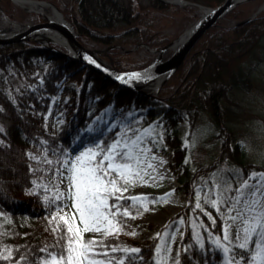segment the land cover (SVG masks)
Here are the masks:
<instances>
[{"label": "trees", "instance_id": "16d2710c", "mask_svg": "<svg viewBox=\"0 0 264 264\" xmlns=\"http://www.w3.org/2000/svg\"><path fill=\"white\" fill-rule=\"evenodd\" d=\"M50 1L59 6L82 43L112 47L147 44L161 48L172 40L165 31L178 20L189 21L197 11L196 7L161 0ZM186 1L212 8L224 2ZM0 5L11 17V0H0ZM248 6L244 4L228 14L238 24L208 30L155 96L113 82L68 56L58 45L47 48L36 42H20L0 46V213L6 218L0 221V264H47L51 254L57 257L59 264H66L60 261L59 254L67 225L60 219L55 222L48 219L49 211L61 206L48 196L44 186L70 151L85 145L101 150L111 144L114 129L104 132L100 128L87 135L80 133L94 118L102 120L108 109L116 112L131 106L144 109L160 104L163 105L160 118L163 138L173 152L169 168L176 176L178 192L187 201V206L164 228L172 233L184 225L177 264L222 262V250L215 240L223 236L228 205L219 204L220 211H217L204 202V197L210 200L232 197L235 193L228 189L239 187L251 173L264 171V165L248 158L246 147L237 138L231 127L232 119L223 105L224 101L234 104L231 95L249 90L252 84L248 71L243 70L228 81L226 75L230 67L252 56L264 40V12L242 22L250 17ZM124 59L114 52L116 70L127 72L147 66ZM64 81L78 87L69 91L67 100L60 101V85ZM49 111L63 112L70 118L57 123L52 130L45 124ZM154 114L149 112L148 116L152 118ZM203 114H207L215 126L219 153L211 164L193 168L186 162L190 148L183 146L178 126L188 121L194 132ZM74 140H78L77 143ZM154 145L155 151L167 152L165 147ZM29 149L43 150L47 161H33L28 155ZM103 154H98L97 158ZM113 176L117 177L118 185L126 186L116 173L109 172L107 178ZM197 193L203 210L196 208ZM113 203L127 208V216L121 208L114 218L125 232H130L137 216L149 213L129 198H110V205ZM111 211L117 212L115 208ZM251 239L246 249H236L237 255L243 257V264L246 261L249 264L250 257L257 251ZM81 241L84 244L97 242L91 245L99 253L95 256L115 264L121 261L123 264H157L159 238L135 241L128 237L106 240L86 237ZM119 244H128L140 251L123 252L117 249Z\"/></svg>", "mask_w": 264, "mask_h": 264}, {"label": "rangeland", "instance_id": "374dc122", "mask_svg": "<svg viewBox=\"0 0 264 264\" xmlns=\"http://www.w3.org/2000/svg\"><path fill=\"white\" fill-rule=\"evenodd\" d=\"M28 1L53 3L59 8V6L55 2L50 0ZM11 2L13 5L11 17L4 11V9L0 5V29H9L10 27H14L15 25L27 27L30 25L45 23L50 20L45 15L35 12H27L16 2H13L12 0ZM245 4H249L248 7L251 11V17L259 8L264 5V0H254ZM201 10L202 9L197 8L195 16H192V19H190L189 21L178 20L173 23L165 31V34L170 36L172 40L161 48L150 47L147 44L131 45L129 47L98 46L93 43L83 44L91 48V50H93L96 55L101 58V60L112 67H114V52H118L120 56L126 58L124 60H130L140 64H147L146 67L142 68L145 69L150 65L156 63V57L151 54V51H160L181 38L201 18ZM263 12L264 9L261 13ZM4 17H7L12 25L8 26L4 22ZM250 17L246 18L242 22H245ZM236 24H238V22L229 18L227 15L221 20L218 26H231ZM53 45L58 44L51 43L50 46H43L52 48ZM58 46L62 48L68 55L67 49H65L61 45ZM173 53V50L167 53L162 62L167 60ZM241 70L248 71L250 75L252 81L250 89L247 91H242L240 93L238 92L236 93V95H231V100L234 104L224 101L223 105L227 110V114L232 119L231 127L235 131L237 138L246 147L248 158L253 162L264 165V40L262 41L261 46L252 56L237 61L230 67L226 75V79L229 81L231 77L235 76V74H238ZM168 80L161 86V88L168 82ZM77 87L78 86L73 82H62L60 85L59 100H67V98L69 97V91L75 90ZM159 92L157 94H159ZM145 93L142 92V94ZM162 110L163 105L161 104L158 105V107L147 106V108L144 109L131 106L129 108L121 109L116 112H112L108 109L105 117H103L102 120H97L96 118H94L84 126V129H81L80 131L82 135H87L89 132L99 130L100 128H102L104 132H108L114 129L113 141L111 142L112 144L115 142V140L120 139L126 130L128 131L129 136L132 135L131 130H138V133L140 134L143 133L144 129L151 130L150 135H148L144 139V142L142 144V147L150 149V151L143 153V155L141 156L140 176L143 179L137 180L136 177H132L134 183L131 185H127V191L123 190L125 186H120L117 184V187H119L121 190L114 193V197H120V199H130L133 197L146 198L140 200H132L135 203L143 206L144 209L149 213L147 215L137 216L135 218V224L132 226L130 232H125L112 215H107L106 219H102L95 225L100 229L99 231L84 232V223L81 220L80 213L73 206L76 202V190L74 186L70 188V181L67 179V177L71 173L68 172V169L71 168V165L73 163H75L77 167H80L79 162L76 161V157L81 153L87 152L89 148H92L93 151L100 153L99 147L85 145L78 150L70 151L68 155L65 156L64 162L61 167L57 169V171L53 174V177L44 186V189L47 191L48 196L51 197V199H53L55 203L61 206L60 209L49 211L48 219L51 222H55L56 219L64 217V220H67L68 224L72 225L73 231L71 235L77 238L74 247L78 248L80 245L84 244L82 243L81 239L85 240L86 237H91L93 240H106L109 238L120 239L122 237H128L129 239L135 241H148L159 238L160 242L158 244V247L160 248V251L157 252V264L178 263L181 242L184 235V225L181 224L177 228V230L172 233H170L169 230H165L164 228H166L170 224L172 217L179 214L187 206V201L178 192V182L176 176L169 168V163L171 162L173 152L171 148L166 145L163 138L164 131L160 120ZM149 112L155 113L152 118L148 116ZM46 118L47 119L45 121V124L48 125V128L53 130L57 123L63 122L65 118L70 117L63 112L52 113V111H49L46 114ZM178 132L179 138L183 142V146H187L190 148V154L186 158V162L190 163L193 168H196V166L199 165H209L217 157L219 153V140L215 136V126L207 114H203L201 116V120L198 123V129H196L194 132H191V126L188 121H183L179 124ZM77 141L78 140H74V143H77ZM154 143H156L159 148L165 147V150L167 152L163 153L162 151H155ZM97 145H100V142ZM28 155L35 162L44 163L47 161L46 153L41 149H29ZM97 157L98 155L93 160V164H95L97 160L100 161L103 159V157L99 159ZM106 164L107 162L105 161V166ZM148 164L153 165V167H148ZM260 172L264 171H259L256 173ZM248 183L258 184V181L248 180ZM108 187L109 189L112 188L111 185H108ZM70 191L73 194L72 199L68 198ZM249 199H260L259 192H257L255 197H250ZM108 203L110 205V198L108 200ZM262 203H264V201H262ZM5 219L6 218L4 214L0 213V221H3ZM109 221H111V224L109 223ZM229 224L233 225L229 229L230 238L224 240L222 236L221 238H217L215 240L216 245L219 244L221 246L220 248L223 254V259L220 264H243L241 258L237 255L236 252L238 245L244 242L243 225L239 221H237L236 224H233V222L227 218L224 228ZM238 228L240 230V239L236 238ZM77 230H79L78 234ZM224 248H227L230 251L225 252L223 251ZM117 249L129 253L132 249H136V247L128 244H119ZM89 253V258L94 259L98 262V264H115L104 257L91 255L92 253L99 254L95 251V249L91 247L89 248ZM256 253L253 256H256ZM102 254H107V252H103ZM233 257H235V259H233ZM47 264H59V261L54 254H51V257ZM85 264H87V261H85ZM119 264H123V262L121 261ZM249 264H255V262L250 260Z\"/></svg>", "mask_w": 264, "mask_h": 264}, {"label": "snow or ice", "instance_id": "6c2138e0", "mask_svg": "<svg viewBox=\"0 0 264 264\" xmlns=\"http://www.w3.org/2000/svg\"><path fill=\"white\" fill-rule=\"evenodd\" d=\"M140 74H132L131 78H137ZM2 130V129H0ZM132 135H128V131L122 135L120 139L115 140L114 143L107 146L106 149H101L100 153L93 151L89 148L87 152L81 153L76 157V161L79 162L80 167H77L75 163L71 165L68 172L67 179L70 181V188L75 187V200L74 207L79 211L82 222L84 223V232L99 231L100 229L95 225L102 219H106L107 215H112L113 218L119 213L121 208H124L123 215L127 216V208L123 205H117L115 203L109 205V198L116 200L120 197H114V193L121 189L117 187V177H109V172L116 173L120 179L125 182L124 191H127V185L134 183L132 177H136L137 180H142L140 176V163L143 153L150 151V149L142 147L144 139L150 135V129H144L143 133H138V130H131ZM103 154V159L93 164V160L98 154ZM105 161L107 162L105 166ZM49 163H51L49 161ZM148 167L153 165L148 164ZM248 180L258 181V184H249ZM248 180H245L241 185L235 189H228L234 191L235 195L232 197H226L221 200L209 199L204 197V202L210 204L212 207H216L217 211H220L219 204L226 203L227 218L230 219L233 224L239 221L243 225L244 242L238 245L239 249H246L249 245V238L251 237V243L255 245L257 250L256 256L250 257L251 261L255 264H264V172H253L249 175ZM108 185L112 188L109 189ZM257 192L260 194V199H249L255 197ZM72 193L69 192V199H72ZM131 200H140L146 198L133 197ZM200 196L197 193L196 208L202 209L200 203ZM115 208L117 212H112L111 209ZM258 209V210H257ZM106 210V211H105ZM209 216V219L215 223V220L211 217L210 213H205ZM134 218V217H132ZM64 220V217L60 218ZM67 225L64 245L62 246L61 253L59 254L60 261L66 262V264H98L94 259H90L89 248L95 241H88L87 244H82L78 248L74 247L76 241L72 236H68V233H72L73 228L71 224H68L67 220H64ZM111 224V221H109ZM229 224L222 229L223 239L230 238L229 229L232 227ZM79 230H77V234ZM134 235V233H133ZM159 235V234H158ZM236 238L240 239V230L237 229ZM217 247L221 246L217 244ZM115 251V249H113ZM157 252L160 248L157 247ZM139 249H132V253L139 252ZM223 251L229 252L230 250L224 248ZM92 253L91 255H95ZM243 258V257H241ZM235 259V257H233ZM247 264V261L245 262Z\"/></svg>", "mask_w": 264, "mask_h": 264}, {"label": "water", "instance_id": "95a60500", "mask_svg": "<svg viewBox=\"0 0 264 264\" xmlns=\"http://www.w3.org/2000/svg\"><path fill=\"white\" fill-rule=\"evenodd\" d=\"M12 1L16 2L15 0ZM21 1L29 2L28 0H21ZM161 1L183 7L191 6V7H197L199 9L205 8L209 10V12L201 16V18L195 23V25L184 34L186 35L185 39L182 41L180 46L174 51V53L167 60L163 62H156L142 70L120 72L116 70L114 67L104 62L103 60H101V58H99L96 55V53L93 50H91V48L85 46L79 40L78 33L74 30L73 26L65 19L60 9L53 3L50 4H52L58 10L59 14L64 20L63 23L49 20L45 23H39V24L27 26L23 30L17 33L8 35L6 37L0 36V46L22 42V41H33L45 46L46 45L50 46L49 43H43L32 35L42 30L51 29L56 31L59 35H61V37H63L65 41L69 44V48L67 49V51L70 57L79 60L80 62L84 63L89 67H92L95 71L103 74L106 78L112 80L113 82L121 86L130 87L142 93L143 91H140L139 89L135 88L131 82L134 81L150 82L154 79L162 78V82L160 83V86L156 92L154 93L143 92L146 95L152 96L159 92L161 86L182 65V63L184 62V60L186 59L192 48L196 45V43L208 30H210L215 26H218L221 20L225 18L232 10H234L238 6L254 0H224L223 3H221L219 6L215 8L198 5L186 0H161ZM262 11H263V7L259 8L256 11V13L253 14V16H251L246 21H249L250 19L254 18ZM172 44H170L169 46H171ZM169 46L165 48H168ZM136 73L140 74L139 77L131 78L132 74H136Z\"/></svg>", "mask_w": 264, "mask_h": 264}, {"label": "bare ground", "instance_id": "6f19581e", "mask_svg": "<svg viewBox=\"0 0 264 264\" xmlns=\"http://www.w3.org/2000/svg\"><path fill=\"white\" fill-rule=\"evenodd\" d=\"M17 4H19L23 9H25L27 12H35L39 13L42 15H45L47 18H49L51 21L55 22H61L63 23L64 20L59 14L58 10L50 3L48 2H37V1H29V2H23L19 0H15ZM264 9V5L262 6ZM209 10L203 8L200 11V15L203 16L206 13H208ZM4 22L10 26L12 23L8 20L7 17H4ZM25 26H19L15 25L14 27H10L9 29H0V36L1 37H6L8 35L17 33L21 30H23ZM36 39L40 40L43 43H56L58 45H61L65 49L69 48V44L65 41L61 35H59L56 31L54 30H42L36 34H33ZM186 35L182 36L179 40H177L175 43H173L171 46L168 48H165L163 50L157 51V50H152L151 54L156 57L155 62H162L164 59L165 55L169 53L170 51L173 50V52L180 46L182 41L185 39ZM162 82V78H157L152 81H147V82H142V81H134L131 82L132 85L139 89L140 91L146 92V93H154L157 91V89L160 86V83Z\"/></svg>", "mask_w": 264, "mask_h": 264}]
</instances>
